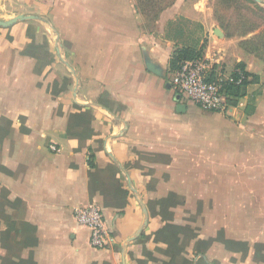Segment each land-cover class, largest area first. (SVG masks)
I'll use <instances>...</instances> for the list:
<instances>
[{"label":"crops","instance_id":"crops-1","mask_svg":"<svg viewBox=\"0 0 264 264\" xmlns=\"http://www.w3.org/2000/svg\"><path fill=\"white\" fill-rule=\"evenodd\" d=\"M18 15L0 25V264H264V220L240 214L264 210V61L240 45L254 34L223 52L258 78L227 118L176 100L174 42L135 0H0L1 20ZM91 202L108 248L74 218Z\"/></svg>","mask_w":264,"mask_h":264},{"label":"rangeland","instance_id":"rangeland-1","mask_svg":"<svg viewBox=\"0 0 264 264\" xmlns=\"http://www.w3.org/2000/svg\"><path fill=\"white\" fill-rule=\"evenodd\" d=\"M150 1L162 8L168 0ZM139 17L143 28L150 33L154 32L155 35H159L162 41L174 42V49L197 44L200 46L203 41H205L204 49H206L208 47L206 40L209 35L213 38L223 35L222 39L216 43V47H220V49H215V55L211 53L210 57L218 58L224 67L229 68L231 62L225 59L223 53L230 45L229 39H237L238 36L257 25L261 26L260 29L249 33L256 34L258 31L264 30V2L261 0H173L171 5L163 7L157 17L141 15ZM159 29L163 30V33H158ZM216 30H220L221 33L217 31L214 34L213 31ZM258 41L264 42V34ZM261 48L264 56V47ZM171 75L172 73L169 71L167 76L171 78ZM255 88L248 86L244 98L239 100L245 99L243 101L251 102L252 96L256 94ZM250 108L251 105L248 109L250 110ZM222 114L227 118H232L227 113ZM252 213L260 220H264V210L240 212L244 217L250 216Z\"/></svg>","mask_w":264,"mask_h":264},{"label":"built area","instance_id":"built-area-1","mask_svg":"<svg viewBox=\"0 0 264 264\" xmlns=\"http://www.w3.org/2000/svg\"><path fill=\"white\" fill-rule=\"evenodd\" d=\"M171 73L170 84L180 96L201 110L220 113H228L234 107L229 103L230 88L240 85L245 78L244 70L235 64L227 68L206 55L180 62ZM74 218L80 226L88 228L92 248L105 249L111 245L113 235L105 224L99 203L76 208Z\"/></svg>","mask_w":264,"mask_h":264},{"label":"trees","instance_id":"trees-1","mask_svg":"<svg viewBox=\"0 0 264 264\" xmlns=\"http://www.w3.org/2000/svg\"><path fill=\"white\" fill-rule=\"evenodd\" d=\"M161 2V1H160ZM173 3V0H168L165 2L163 7H167ZM163 7H157L153 1L150 0H136L135 9L138 14L141 16H158V14L163 10ZM160 10V11H159ZM260 25L254 26L250 31L241 34V36L246 35L249 32H255L260 29ZM264 30L258 31V33L254 34L251 38L242 40L240 45L249 53L254 54L258 58L264 61V56L262 54L261 47H264V42L260 43L261 37H263ZM198 45V44H197ZM183 46L176 47L170 56L169 59V69L170 71H174L178 68L180 62L185 60H191L194 58L201 57L203 55V50L205 48V41L200 46ZM235 66L240 67L244 70L245 78L242 80V83L238 86H233L230 88V99L229 103L233 106H237L239 103V99L242 98L246 94V89L248 86L256 84L258 82L257 76L246 71L245 66L242 63H236ZM247 106L245 112L249 113L250 110ZM89 164H92L89 162Z\"/></svg>","mask_w":264,"mask_h":264},{"label":"water","instance_id":"water-1","mask_svg":"<svg viewBox=\"0 0 264 264\" xmlns=\"http://www.w3.org/2000/svg\"><path fill=\"white\" fill-rule=\"evenodd\" d=\"M25 17H27V16H25V15H18V16H16V17L10 19V20H1V19H0V25H2V26H9V25H11L13 22H15L16 20H18V19H23V18H25ZM217 31L221 33L220 30H216L215 33H216ZM218 36H222V35H218ZM147 66H148V68L153 69V66H152V64H151L150 62L147 63ZM176 100H178V101L180 100V94H178V95L176 96ZM184 109H185V105L182 104V103H179L178 106H177V110H178V111H183ZM146 218H147V217H146ZM146 223H147V220L145 219L144 222H143V224H142V226L140 227L139 231H138L134 236H132V237L129 238L128 240L124 241V243H123V247L126 246V244H127V242H128L129 240L133 239L134 237H136V236L139 234L140 230L146 225Z\"/></svg>","mask_w":264,"mask_h":264}]
</instances>
